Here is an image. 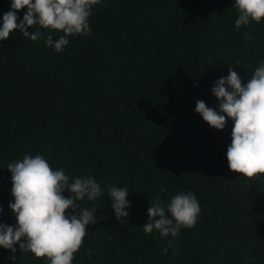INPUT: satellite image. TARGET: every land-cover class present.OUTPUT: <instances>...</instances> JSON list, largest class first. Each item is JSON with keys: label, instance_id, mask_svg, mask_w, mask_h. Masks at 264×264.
Here are the masks:
<instances>
[{"label": "trees", "instance_id": "16d2710c", "mask_svg": "<svg viewBox=\"0 0 264 264\" xmlns=\"http://www.w3.org/2000/svg\"><path fill=\"white\" fill-rule=\"evenodd\" d=\"M234 2L101 0L92 34L69 37L62 52L18 29L0 41V223L17 222L7 165L41 154L70 177L92 175L104 193L81 202L98 219L73 264H264V174L231 171L233 121L217 130L195 111L199 100L219 111L212 88L229 66L247 83L264 61V20L237 30ZM10 10L0 0V26ZM111 185L129 190L126 223L111 207ZM181 191L199 201L195 226L177 238L146 234L154 197L166 205ZM16 248L13 261L0 246V264H47Z\"/></svg>", "mask_w": 264, "mask_h": 264}, {"label": "clouds", "instance_id": "9594fccd", "mask_svg": "<svg viewBox=\"0 0 264 264\" xmlns=\"http://www.w3.org/2000/svg\"><path fill=\"white\" fill-rule=\"evenodd\" d=\"M100 3L101 0H11V10L2 17L0 41L18 29L23 37L32 41L45 39L47 46L62 52L69 37L92 34L89 17L93 6ZM25 7L23 19H19L17 12ZM232 7L239 13L235 20L237 30L250 22L264 20V0H235ZM40 29L59 30L64 35L54 40L51 35L45 37ZM252 39L244 34L245 41ZM234 68L229 66V74L217 79L212 88L219 111L203 100L197 101L195 111L217 130H223L231 118L234 126L226 153L228 167L252 179L264 174V61L255 68L247 83L242 82ZM7 169L12 174L14 197L9 207L17 221L12 226L0 223V246L11 250L13 255L9 259L16 260L14 253L19 244L22 253H31L37 259L47 258V264H73L75 254L84 244L88 225L97 223L98 219L97 207L90 210L81 207V202L85 199L95 202L102 197L101 185L90 174L73 178L63 168L53 169L41 154H25L22 159L10 162ZM66 191L71 195L65 196ZM128 194L126 187L108 188L111 207L121 224L129 216ZM200 211L199 201L191 191L170 197L166 205L157 195L150 202L143 231L151 234L156 230L161 237L177 238L182 227L195 226ZM168 250L165 247L163 254L167 255Z\"/></svg>", "mask_w": 264, "mask_h": 264}]
</instances>
